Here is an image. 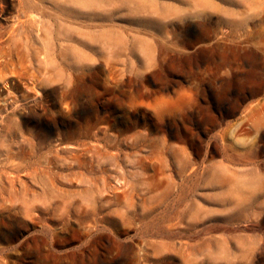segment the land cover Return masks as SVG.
Masks as SVG:
<instances>
[{
  "label": "rangeland",
  "instance_id": "obj_1",
  "mask_svg": "<svg viewBox=\"0 0 264 264\" xmlns=\"http://www.w3.org/2000/svg\"><path fill=\"white\" fill-rule=\"evenodd\" d=\"M0 264H264V0H0Z\"/></svg>",
  "mask_w": 264,
  "mask_h": 264
},
{
  "label": "bare ground",
  "instance_id": "obj_2",
  "mask_svg": "<svg viewBox=\"0 0 264 264\" xmlns=\"http://www.w3.org/2000/svg\"><path fill=\"white\" fill-rule=\"evenodd\" d=\"M164 56V55H163ZM94 63V62H93ZM65 106V105H64ZM68 108V107H67ZM68 110V109H67Z\"/></svg>",
  "mask_w": 264,
  "mask_h": 264
}]
</instances>
